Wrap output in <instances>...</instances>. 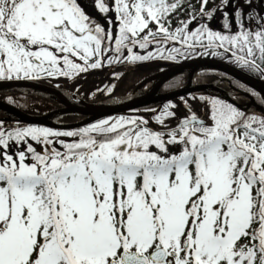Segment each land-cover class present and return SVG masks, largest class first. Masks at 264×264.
I'll list each match as a JSON object with an SVG mask.
<instances>
[{"label":"snow or ice","instance_id":"obj_1","mask_svg":"<svg viewBox=\"0 0 264 264\" xmlns=\"http://www.w3.org/2000/svg\"><path fill=\"white\" fill-rule=\"evenodd\" d=\"M208 2L199 15L211 20L221 6L205 11ZM94 6L107 28L79 0H0V81L193 54L264 71V0H222L235 9L226 33L190 30L196 16L171 29L182 0ZM208 102L206 119L192 112L166 133L143 117L78 131L0 121V264H264V114Z\"/></svg>","mask_w":264,"mask_h":264},{"label":"rangeland","instance_id":"obj_2","mask_svg":"<svg viewBox=\"0 0 264 264\" xmlns=\"http://www.w3.org/2000/svg\"><path fill=\"white\" fill-rule=\"evenodd\" d=\"M79 2L82 4V6L85 8V11L90 16L97 19L105 28H107V23L104 19L103 14L99 13L97 8L94 6V0H79ZM242 3H243V0H235L236 8H239V5L241 6ZM198 4H199V0H182V7L179 9V11L173 13L169 17L170 23H171V29L174 30L179 25L181 26L182 22L189 21L192 16H196L197 19L192 20V22L189 24L190 30H195L201 24H207L208 27L214 30L216 29L215 27L216 21L218 20L225 21L224 12H219L220 10L214 13V17L211 20H209L207 17H200L199 15L200 11L198 10ZM225 11L227 10L225 9ZM109 15H112V14L110 13ZM230 16L231 14L229 13V17ZM259 23L260 22H257L254 27L252 26L251 21H247L246 26L252 29H256L259 26ZM217 27H220V25H217ZM153 29L155 28L153 27ZM219 30L220 28L214 31H219ZM113 31H115V28L113 29ZM227 31L228 30L225 29V27H223V30H220V32H224V33H226ZM236 31H237V25L235 24V28L231 29V32L234 33ZM167 47L169 48L179 47V44L178 43L169 44L167 45ZM149 50H154V47L150 48ZM137 51H139L140 54H145V50L143 49H137ZM108 55H113V53H109ZM177 58L186 59L180 56H177ZM227 58L230 59V61L236 63L237 65H241L240 63L236 62L233 56L230 55ZM77 62H79V60H77ZM139 62L147 63L150 66H154L155 69L146 66L144 70L133 72V71H130V67H128L132 64L127 61H122L120 62L121 64H118L114 67L109 66L105 70H103L104 67H100L97 69H90L87 72L80 73L75 78L73 77H52V78L44 77V78L29 80V81L47 82L49 85L58 87L63 90H69V92L71 93H75L76 95L81 97V99L84 102H90L92 104H96V102L100 101L99 104H104V103L114 102L116 100L122 99L125 96L131 94L144 80H146L147 78L151 77V75H153L149 73L154 72L155 70H157L158 68L162 66L157 63L159 62L158 58H154L148 61H139ZM243 67L248 68L250 71H254V72L259 71L258 69H255V68H249L247 66H243ZM194 68L195 67H191V70H194ZM149 69H151L152 72ZM183 71L167 79L160 86V89L163 88V90H167V89H171L174 86L181 85V84H183L182 88L186 87L188 85L190 76H188L187 73H183ZM173 79L174 81L171 82V80ZM20 80H28V79H20ZM155 80L156 79L148 83L147 87L144 85L139 90L138 93L139 94L146 93L150 89L149 86L151 85V83L153 82V85L155 84L154 82ZM161 80H163L162 77H159L157 79V82L155 84L156 87L160 85ZM191 87H192V84H191ZM54 96L56 95H53L46 91L40 93V96L31 94L30 92L25 91V88H11L9 90H4V91L2 90L0 92V98L1 97L5 98V100L9 102V104L11 103V105L19 107L21 110H28L30 114H33L36 116H39L41 114H45L48 112L51 113L52 111L58 110L60 106L62 107L65 106L64 104H61V102L59 101V99L61 98L57 96L58 97V100H57L56 98H54ZM200 97H204V96L194 95L193 93H188L186 95L171 99L167 103L160 105V107L150 106V107H145V108L141 107V109H137V108L130 109L124 112H119L113 115L105 116L103 119H114L120 116L133 117V118L143 117V119L148 121V125H147L148 127H150L151 129L155 131H164L166 133L169 129L177 127L179 121H181L185 116L190 115L192 112H196L201 118H205V119L207 118L208 110L210 106L208 101L211 99V97L206 96L205 98L207 99L205 100H201ZM51 98L56 99L59 102V104L51 102ZM217 98L222 99L220 97H217ZM72 99L74 100L75 98H72ZM185 101L187 103H185ZM75 102H76V105H83V104H80L81 103L80 99L75 100ZM170 104L175 105V108L171 110L176 113V116L175 118H166L165 124L161 125L156 121L155 117L159 115L161 111L165 109L167 105H170ZM255 111H258V110H255ZM255 111L254 112L245 111V112L248 114H257V115L264 114V113L255 112ZM69 112L70 111L68 110L59 111L57 113L55 112V115H57V119L59 120L65 119L67 121L68 117L66 115ZM1 115L2 114H0V117H2ZM82 115L78 116L77 119L80 120V119H83V117L84 119L86 118L85 116H82ZM0 121L4 123V126L7 129L16 127V125L14 124V121H8L3 118H1ZM98 121L87 123L86 125L78 127V128H59L57 130L56 129L54 130L56 131H62V130L78 131L79 129L88 127L89 125L96 123ZM21 122H25V121H21ZM20 126H26V125L21 124ZM63 139H65L66 141H69L72 138H63Z\"/></svg>","mask_w":264,"mask_h":264},{"label":"water","instance_id":"obj_3","mask_svg":"<svg viewBox=\"0 0 264 264\" xmlns=\"http://www.w3.org/2000/svg\"><path fill=\"white\" fill-rule=\"evenodd\" d=\"M191 67H195L194 70L190 73V78L188 85L184 88L171 91L168 93H159L160 86L169 78L172 76L182 72L183 70L191 69ZM201 67H213L222 71H225L227 73H230L234 77L238 78L239 80L243 81L244 83L248 84L252 88L256 89L257 91L264 94V80L255 77L243 70H241L238 67H235L229 63L215 60V59H196L192 61H186L177 63L176 65L172 66L171 68L162 71L158 73L157 75L151 76L144 80L131 94L125 96L122 99L116 100L114 102L104 103V104H89L87 102L83 101V105H76L75 103L71 102L70 97L65 95L64 90H60L54 87H51L49 85L40 83V82H34L29 80H11V81H0V91L7 88H28L33 89L41 92H48L53 95H56L61 98L63 101V104L65 105L64 108L58 109L56 111H52L51 113H47L43 116H34L27 114L26 112L20 110L19 108L0 100V109L7 112L9 115H13L19 118L21 121H25L29 124H40L44 126H49L53 128H78L81 126L86 125L87 123L94 122L100 118H103L105 116L113 115L119 112H124L130 109H135L139 107H144L147 105H152L156 103H164L165 101L186 95L188 93L193 92H199V91H205V92H211L213 90H216L220 93L221 97L224 99L235 103L239 108L248 111L252 104L255 105V107L264 113V107L259 105L257 102L252 101L249 105V107H244L241 104H238L235 102L232 98L229 92L220 89L216 87L215 84H198L191 87L192 79L195 71ZM159 77H162L163 80H161L160 85L156 87V82ZM156 79L155 84L146 92L143 94H139V90L149 83L150 81ZM76 96V95H75ZM77 98L81 99L80 97L76 96ZM70 111L75 113H80L85 115L87 118L80 122L76 123H57L55 122V112L59 111Z\"/></svg>","mask_w":264,"mask_h":264},{"label":"flooded vegetation","instance_id":"obj_4","mask_svg":"<svg viewBox=\"0 0 264 264\" xmlns=\"http://www.w3.org/2000/svg\"><path fill=\"white\" fill-rule=\"evenodd\" d=\"M200 6L201 5H200V0H199V4H198V10L199 11H200ZM217 6H221V10L219 12H225V9L227 11H229V13L231 14L229 19L230 20L233 19L232 13L234 12L235 9L224 8L222 6V0H209L207 6L205 8V11L212 10L213 8H215ZM239 7H240V5H239ZM257 11L259 12V11H261V9H257ZM257 22H259V21L258 20L251 21L252 26L255 27V24ZM224 23H225V21H223V20L216 21L215 22L216 29L220 28V30H223ZM246 23H247V21H246ZM217 25H220V27H217ZM152 27L155 28L154 25ZM178 27H180V25ZM234 28H235V23L233 22L231 29H234ZM216 29H214V30H216ZM226 54L227 53H225L223 55H218V56L195 55V54H193V55H191L190 57H188L186 59L176 58L175 60H169V61L167 59L158 58L159 62H157V63L162 65V66L160 68H158L157 70H155L154 72H152V70L149 69L152 72V73H149V74L157 75V73H160L163 70L169 69L172 65H174L175 63H178V62L191 61V60H196V59H217V60H221V61L227 62L229 64H232V65H234V66H236V67H238V68H240V69H242V70H244V71H246V72H248V73H250V74H252V75L264 80V71H261V70H259L257 72L250 71L248 68H245L242 65H237L236 63L230 61V59L227 58L228 56H230V54H227L228 56ZM129 63H131L132 65H130L128 67H130V71H133V72L144 70L146 68V66L155 69L154 66H150L147 63H140L139 61L138 62H134V63L133 62H129ZM118 64H121V63H111V64H109L107 59H106L104 61L102 67H104L103 70H105L109 66L114 67V66H116ZM262 67H263V65H262ZM117 70H118V68H117ZM118 72H119V70H118ZM183 73H187V75L189 76L190 71L186 70ZM153 75H151V76H153ZM174 79L171 80V82H173ZM45 83H47V82H45ZM197 84H215L216 87L229 92L230 95H231V98L235 102H237L238 104L243 105L244 107H249V105L251 103H253L252 102L253 100H254V102H257L258 104H260V105H262L264 107V94H262L261 92L257 91L256 89L252 88L251 86L245 84L244 82H242L238 78L234 77L233 75H231L230 73H227L225 71H222V70H219V69H215V68H212V67H201V68H199V69H197L195 71V74H194V77H193V80H192V86L193 85H197ZM151 85L153 86V82L151 83ZM151 85L149 87H151ZM145 86L147 87V85H145ZM182 87H183V84L174 86L173 88L167 89V90H163V88H162V89L159 90V92H160V94H163V93H167V92H170V91L182 88ZM193 94L194 95H203L204 97L209 96L211 98H217V97L222 98L220 96V93L218 91H216V90H213V91H211L209 93L208 92H196V93H193ZM99 102H96V103H99ZM227 102H230V101H227ZM165 103H167V101H165L163 104H165ZM230 103H232V102H230ZM233 104L236 105L235 103H233ZM157 105L160 106L162 104L161 103H157ZM255 110H257V109H255L254 104H252V106L250 107L249 111L254 112ZM255 112H259V111H255ZM3 117L4 116L0 117V120ZM5 119H6V117H5ZM12 121H14V124L16 126L20 125V122H19L18 119L13 118Z\"/></svg>","mask_w":264,"mask_h":264},{"label":"trees","instance_id":"obj_5","mask_svg":"<svg viewBox=\"0 0 264 264\" xmlns=\"http://www.w3.org/2000/svg\"><path fill=\"white\" fill-rule=\"evenodd\" d=\"M25 91H28L31 94H35V95H39L40 96V93L37 92V91H33V90H30V91L29 90H25ZM2 99H5V98H2ZM51 102L56 103V104H59V102L56 99H54V98H51ZM0 114H2L1 116H6V113L3 112V111H0ZM66 116L68 117L67 118V121H75V120H78L77 117L78 116H81V115L76 114V113H69ZM59 121H66V120L64 119V120H59ZM33 126H38V125H33ZM39 127H41V126H39ZM63 131H65V130H63Z\"/></svg>","mask_w":264,"mask_h":264}]
</instances>
